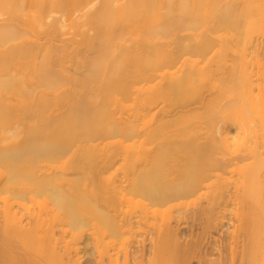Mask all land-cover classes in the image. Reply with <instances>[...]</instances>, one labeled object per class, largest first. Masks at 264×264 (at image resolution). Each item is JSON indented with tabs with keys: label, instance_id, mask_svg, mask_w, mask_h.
Listing matches in <instances>:
<instances>
[{
	"label": "bare ground",
	"instance_id": "6f19581e",
	"mask_svg": "<svg viewBox=\"0 0 264 264\" xmlns=\"http://www.w3.org/2000/svg\"><path fill=\"white\" fill-rule=\"evenodd\" d=\"M87 244L264 264V0H0V264Z\"/></svg>",
	"mask_w": 264,
	"mask_h": 264
},
{
	"label": "rangeland",
	"instance_id": "374dc122",
	"mask_svg": "<svg viewBox=\"0 0 264 264\" xmlns=\"http://www.w3.org/2000/svg\"><path fill=\"white\" fill-rule=\"evenodd\" d=\"M190 201V200H187ZM193 202H189V204L187 205V208L189 211H191L193 208ZM136 215V213H133L132 215ZM140 221V223H139ZM138 223H136L139 227V230H137V233L132 237L133 240H137L136 242H134V246H138V249L141 248V246L143 247V252L145 251V256H144V263L147 262V260L150 258V253L148 252V246L150 245V239H151V224L148 222H141V220H139ZM150 222V221H149ZM143 223H147L146 225ZM141 224V225H140ZM150 225V226H149ZM137 228V227H136ZM138 229V228H137ZM183 231H186L183 235V237H185L186 239H190V238H194L196 236L197 231H199L197 228L193 229L192 232H190L189 227H183ZM87 244L86 247H82L79 250V255L81 256V260L83 264H96V262H94L93 257H95L91 252V245ZM90 249V251H89ZM109 249H112L111 244L109 245ZM116 250H112L113 253H115ZM90 252V253H89ZM92 254V255H90ZM144 254V253H143ZM90 255V256H89ZM217 256V254H215V257ZM85 262V263H84ZM93 262V263H92ZM193 264H196V262H194Z\"/></svg>",
	"mask_w": 264,
	"mask_h": 264
}]
</instances>
